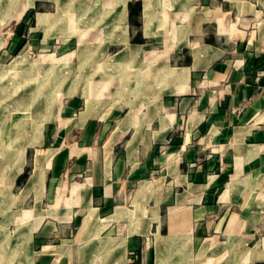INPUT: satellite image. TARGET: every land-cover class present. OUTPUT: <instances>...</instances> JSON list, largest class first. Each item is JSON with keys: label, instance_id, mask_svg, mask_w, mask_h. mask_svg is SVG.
Instances as JSON below:
<instances>
[{"label": "crops", "instance_id": "1", "mask_svg": "<svg viewBox=\"0 0 264 264\" xmlns=\"http://www.w3.org/2000/svg\"><path fill=\"white\" fill-rule=\"evenodd\" d=\"M11 8L22 12L0 61L31 49L55 61L84 41L63 0ZM102 8L116 17L79 54L103 59V104L116 109L100 115L90 83H72L52 124L0 140L1 172L3 149L25 150L9 199L33 214L22 240L0 242V264H264V0Z\"/></svg>", "mask_w": 264, "mask_h": 264}, {"label": "rangeland", "instance_id": "2", "mask_svg": "<svg viewBox=\"0 0 264 264\" xmlns=\"http://www.w3.org/2000/svg\"><path fill=\"white\" fill-rule=\"evenodd\" d=\"M84 1L85 0H63V6L67 4L69 7L65 18L69 19V21L72 20L73 23L74 21L77 23L74 25L72 24V29L74 32L78 33L80 38L84 37V41L69 42L58 48L56 52L58 60H50L43 63L38 59V55L42 54V52L31 49L27 50L28 56H25L27 63L36 61L43 66L42 68H24L20 65L13 67L12 64L16 59L0 61V140H2L5 145H8V141L9 144H16V139L14 142L9 139V135L12 136L13 133L16 135L18 132L25 130L33 134L36 128L38 130L37 126L52 124L55 119L62 114V110L65 108L63 103L71 101V97L65 96V93L66 89L71 87L72 83L75 85H82L87 82L90 83V87L92 88L91 91L94 92V97L96 95L95 99L98 101L96 106H94V110L96 112L99 111L100 115L103 111L108 112L111 108L113 110L116 109L114 107H108V105L104 106L103 104L106 98V96L104 97L103 90L107 92L110 88L106 83L107 75L102 73L104 69L102 66L106 65L103 59L95 58V62H89L79 54V50L82 49L83 45L88 44V42H101V35L104 30L109 29L108 24L115 19L116 11H105L102 8L103 0H93V3L92 0H90V4L94 9L86 11L83 8L82 2ZM118 2L124 6L126 0H118ZM12 6L13 0L12 2L11 0L9 2L8 0H0V39L6 38L10 33L12 29L10 21L13 13L18 15V12H22L16 9L13 10L11 8ZM116 28L119 35L118 27ZM88 30L90 34L94 35V40L92 41H85ZM126 41L127 39L124 38L122 42L126 43ZM72 51L76 52V56L74 55L73 58H68L66 60L61 59L62 56ZM96 64H98L97 67ZM86 66L92 69L94 73H86L82 70L79 72L80 67L85 68ZM92 66L94 67L91 68ZM52 68L53 71L51 70ZM61 68L66 69V71L63 73H57L55 71ZM104 83H106V85ZM85 108L83 102L73 107L77 112H81L85 110ZM40 119L44 120L40 121ZM18 150H16L17 152H12L14 151L12 150L11 153L7 154L9 161L6 167L7 169L9 166L12 167L9 172L6 170L7 178L4 177V179H2V172L0 170V242L5 239L4 243H6L7 240L10 242L22 240L24 234L28 233V229L32 225L31 216L33 214L29 212L24 213V207L17 208L9 199L11 192L9 191L8 181L12 182L21 172L25 159V153H19ZM2 154L3 169L5 165V153L2 152ZM14 194H17V192H14ZM15 201L21 204L19 199ZM27 209L28 207H26V210ZM26 244L27 242L22 245V247H25ZM8 247L10 246L8 245L5 247V252ZM22 259L21 257L19 258V260ZM19 260H16V264L23 263L19 262Z\"/></svg>", "mask_w": 264, "mask_h": 264}, {"label": "bare ground", "instance_id": "3", "mask_svg": "<svg viewBox=\"0 0 264 264\" xmlns=\"http://www.w3.org/2000/svg\"><path fill=\"white\" fill-rule=\"evenodd\" d=\"M32 4H34V3H32ZM30 5V4H29ZM15 63V64H14ZM16 65H20V66H22V67H29V68H38V67H40V65H39V63L38 62H32V63H27V61H26V58H25V56H21V57H19V58H17L16 59V61L15 62H13V64H12V66L14 67V66H16ZM11 66V67H12ZM3 151V153H5V155H4V160H5V165L3 166L4 168L2 169V174H1V176H2V179H4V177L5 178H7V175H6V170H7V167H6V165H7V163H8V156H7V154H9V153H11V151H9V150H2ZM19 151V153H25V150H24V148H21V149H19L18 150ZM13 152H17V151H13ZM13 154V153H12ZM4 181V180H3Z\"/></svg>", "mask_w": 264, "mask_h": 264}]
</instances>
